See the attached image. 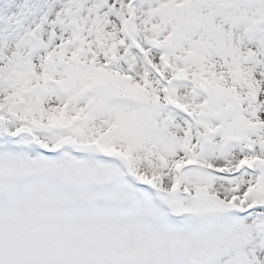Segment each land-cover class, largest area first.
Instances as JSON below:
<instances>
[{
    "label": "snow or ice",
    "instance_id": "6c2138e0",
    "mask_svg": "<svg viewBox=\"0 0 264 264\" xmlns=\"http://www.w3.org/2000/svg\"><path fill=\"white\" fill-rule=\"evenodd\" d=\"M0 264H264V0H0Z\"/></svg>",
    "mask_w": 264,
    "mask_h": 264
}]
</instances>
